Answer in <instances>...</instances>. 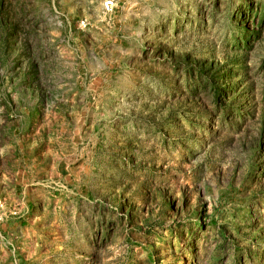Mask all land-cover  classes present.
Wrapping results in <instances>:
<instances>
[{
    "label": "rangeland",
    "instance_id": "1",
    "mask_svg": "<svg viewBox=\"0 0 264 264\" xmlns=\"http://www.w3.org/2000/svg\"><path fill=\"white\" fill-rule=\"evenodd\" d=\"M0 0V264H264V0Z\"/></svg>",
    "mask_w": 264,
    "mask_h": 264
},
{
    "label": "built area",
    "instance_id": "2",
    "mask_svg": "<svg viewBox=\"0 0 264 264\" xmlns=\"http://www.w3.org/2000/svg\"><path fill=\"white\" fill-rule=\"evenodd\" d=\"M102 8H103L104 11L110 12L113 9V2H112V0H106L103 3Z\"/></svg>",
    "mask_w": 264,
    "mask_h": 264
}]
</instances>
